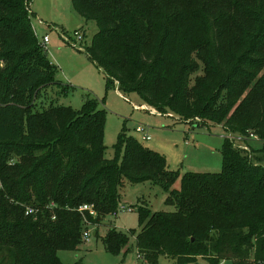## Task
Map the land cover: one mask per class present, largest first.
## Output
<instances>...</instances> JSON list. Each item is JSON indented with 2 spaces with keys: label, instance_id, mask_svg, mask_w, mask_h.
<instances>
[{
  "label": "trees",
  "instance_id": "obj_1",
  "mask_svg": "<svg viewBox=\"0 0 264 264\" xmlns=\"http://www.w3.org/2000/svg\"><path fill=\"white\" fill-rule=\"evenodd\" d=\"M31 1L0 0V264H62L57 253L75 251L86 225L116 211L128 183L158 186L172 208L137 209L135 248L146 264H264V0H71L97 28L85 52L108 87L183 123L262 141L243 150L225 139L220 173L180 178L123 134L114 147L122 156L107 159L95 99L73 111L48 97L68 87L37 42ZM84 205L96 216L78 212ZM127 242L106 228L107 250Z\"/></svg>",
  "mask_w": 264,
  "mask_h": 264
},
{
  "label": "rangeland",
  "instance_id": "obj_2",
  "mask_svg": "<svg viewBox=\"0 0 264 264\" xmlns=\"http://www.w3.org/2000/svg\"><path fill=\"white\" fill-rule=\"evenodd\" d=\"M30 11L37 42L46 52L49 62L56 66L55 80L63 88L68 87L64 92L57 87L51 88L48 97L57 105L69 107L73 111H79L87 97L98 102V108L106 114L103 143L107 159L122 156L123 148L116 155L114 147L123 134L160 153L168 169L179 178L185 173L221 172V149L228 137L223 128L202 125L199 120L183 123L170 111L162 114L152 111L135 93L126 94L119 92L116 86L108 87L105 76L85 52L97 28L75 12L71 0H32ZM76 33L83 34V38L73 45ZM46 36L48 43L43 45ZM200 70L192 76L195 80L200 78ZM261 76L259 74L258 77ZM142 105L144 109L139 108ZM138 126L146 127L150 137L148 141H142V135L136 133ZM262 146L256 141L249 143V147L255 150ZM179 178L169 191L179 188ZM166 198L167 193L156 185L126 184L116 211L104 217L96 226L86 225L89 237L82 238L75 251L60 250L57 253L59 261L62 264H146L138 257L135 248V238L140 230L137 209L140 206L151 212L172 211V208L164 205ZM121 207H126V210L121 211ZM109 226L128 237L126 246L117 252L109 251L103 245ZM159 264L175 262L161 257ZM196 264L209 262L199 259ZM219 264L233 263L221 260Z\"/></svg>",
  "mask_w": 264,
  "mask_h": 264
},
{
  "label": "built area",
  "instance_id": "obj_3",
  "mask_svg": "<svg viewBox=\"0 0 264 264\" xmlns=\"http://www.w3.org/2000/svg\"><path fill=\"white\" fill-rule=\"evenodd\" d=\"M82 38H83V34L76 33L75 34V40L74 41L72 40L73 45H75L77 42H81ZM47 43H48V38L46 36L43 39V45H46ZM139 108L144 109V107H139ZM135 131H136V133L142 135V141H148L150 139V137L147 135V129L145 126H138V127H136ZM225 139H228L230 142H232L234 147H236L237 149H243V150L249 149V143H251V141H256V142L262 143V141L257 136H255L254 134H251V133L246 134V135L228 134V137ZM120 210L125 211L126 207H121ZM78 212L88 213L92 217L96 216V212L94 211L92 206H86V205L81 206L78 208ZM36 213L37 212L34 209L26 208V211H25L26 216H31V215L36 214ZM88 237H89V231L84 230V232L82 233V238L86 239Z\"/></svg>",
  "mask_w": 264,
  "mask_h": 264
},
{
  "label": "water",
  "instance_id": "obj_4",
  "mask_svg": "<svg viewBox=\"0 0 264 264\" xmlns=\"http://www.w3.org/2000/svg\"><path fill=\"white\" fill-rule=\"evenodd\" d=\"M44 55H46V53H44Z\"/></svg>",
  "mask_w": 264,
  "mask_h": 264
}]
</instances>
